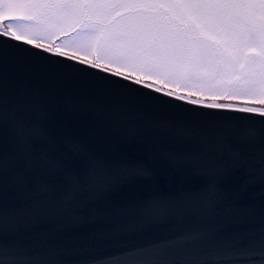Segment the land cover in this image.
Instances as JSON below:
<instances>
[{
	"label": "water",
	"instance_id": "1",
	"mask_svg": "<svg viewBox=\"0 0 264 264\" xmlns=\"http://www.w3.org/2000/svg\"><path fill=\"white\" fill-rule=\"evenodd\" d=\"M35 46L24 39L17 43L11 37L0 38V211L17 219L0 234V245L26 264L38 259L71 264L88 255L169 240L180 242L168 251V259L179 262L215 256L235 238L243 244L259 238L264 229V182L250 180L244 169L220 181L223 200L214 212L188 211L140 225L126 209L149 194L167 200L205 188L210 177L194 170L205 168L218 156L224 141L245 157L259 155L264 120L258 113L239 114L238 106L208 109L206 102L189 104L188 98L177 100V94L169 98L168 91L157 93V87L148 83L138 85L132 77ZM25 123L44 129L43 138L32 142L33 163L28 167L22 163L24 149L15 135ZM74 145H83L105 162L107 171L97 178L98 187L115 179L126 165L149 167L153 179L81 193L73 214L56 199H44V218L36 220L24 212L33 200L29 188L43 182L59 194L63 187L62 178L47 168L40 154L79 167L82 161L74 154ZM180 162L186 167H179ZM20 175L23 184L17 180ZM217 225H222L218 232L214 231ZM197 231L207 236L188 239ZM84 241L104 246V251L78 255L60 251Z\"/></svg>",
	"mask_w": 264,
	"mask_h": 264
},
{
	"label": "snow or ice",
	"instance_id": "2",
	"mask_svg": "<svg viewBox=\"0 0 264 264\" xmlns=\"http://www.w3.org/2000/svg\"><path fill=\"white\" fill-rule=\"evenodd\" d=\"M0 38L11 37L15 42L21 41V36L13 25V21L31 17L37 9H102L107 7L123 8L124 15L132 18L133 24L128 30L127 39L130 47L123 59L141 62L145 68L161 69L167 67V61L182 60L191 55L192 49L203 52L211 50L220 60L222 71L230 73L228 79L236 77L248 82L251 87L241 95V98L264 104V0H189L182 3H125L117 5L96 4H37L31 0H0ZM163 21V23H160ZM6 22V23H5ZM175 25V30L168 26ZM238 25L228 36L226 47L219 48L210 38L212 33L222 31L230 26ZM208 34V37L205 36ZM27 43L31 45L32 41ZM186 45H188L186 47ZM37 49L42 45L36 44ZM45 51H48L45 49ZM84 63V61H81ZM93 68L97 65L93 64ZM126 81L128 77H124ZM136 83L141 81L137 77ZM155 91L160 93L161 88ZM171 98L176 95L166 92ZM177 100H182L176 96ZM196 101L189 99V104ZM208 109L221 110L232 105L217 102L206 103ZM242 115L258 113L264 120V107H254L244 104L236 108ZM16 139L24 149L22 163L25 167L33 163L32 142L43 138L44 129L41 125L25 123L15 132ZM74 154L80 156L81 165L73 167L61 158L50 157L41 153L40 159L47 168L62 178L63 187L55 194L50 185L39 183L34 188L33 200L24 208V212L36 220L44 218L42 200L56 199L68 214H73L77 207L79 194L88 191H110L120 184L134 180L153 179L154 173L147 166H123L100 187L97 178L107 171L105 162L94 154L87 152L83 145H74ZM179 167H186L184 162ZM244 169L250 180L259 178L264 182V138L260 139L259 155L245 157L234 152L230 145L222 142L220 154L213 157L205 168L194 170L195 174L210 177L208 184L199 192H185L174 199H163L159 195L149 194L139 204L126 206L127 211L136 217L140 225L157 223L174 216H181L188 211L204 210L214 212L222 203L223 193L220 181L232 171ZM3 166L0 164V172ZM20 183L25 178L17 176ZM15 215L5 217L0 211V234L9 224H15ZM222 225H217L214 231H219ZM247 235V234H244ZM207 233L197 231L188 239L205 237ZM235 238L224 244L222 250L215 256L190 257L177 262L168 259L170 246L179 241L166 240L164 243L148 247H122L120 251L106 255H88L85 260H74L71 264H264V229L258 239L246 244ZM63 255H78L104 251V246H98L90 241H84L75 248L60 250ZM0 264H26L14 251L0 245ZM27 264H67L59 260H32Z\"/></svg>",
	"mask_w": 264,
	"mask_h": 264
},
{
	"label": "rangeland",
	"instance_id": "3",
	"mask_svg": "<svg viewBox=\"0 0 264 264\" xmlns=\"http://www.w3.org/2000/svg\"><path fill=\"white\" fill-rule=\"evenodd\" d=\"M37 4H96L117 5L125 3H182L189 0H31ZM2 7V6H0ZM126 9L107 7L102 9H37L29 18L13 21L22 39L54 48L56 51L95 63L98 66L122 73L155 87L201 102H217L232 106L249 104L264 107L241 98L251 85L230 73L222 71L220 60L211 51L192 49L191 55L182 60L167 61V67L148 69L141 62L123 59L129 49L126 38L133 24L124 15ZM6 23V22H5ZM160 23H163L161 21ZM175 30V25L168 26ZM239 26H230L206 37L219 46L226 47L228 36ZM188 45H186L187 47Z\"/></svg>",
	"mask_w": 264,
	"mask_h": 264
},
{
	"label": "trees",
	"instance_id": "4",
	"mask_svg": "<svg viewBox=\"0 0 264 264\" xmlns=\"http://www.w3.org/2000/svg\"><path fill=\"white\" fill-rule=\"evenodd\" d=\"M221 103H224V102H221Z\"/></svg>",
	"mask_w": 264,
	"mask_h": 264
}]
</instances>
